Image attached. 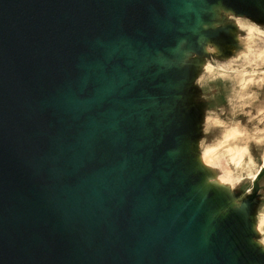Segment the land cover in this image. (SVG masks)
Returning <instances> with one entry per match:
<instances>
[{
  "label": "water",
  "instance_id": "water-1",
  "mask_svg": "<svg viewBox=\"0 0 264 264\" xmlns=\"http://www.w3.org/2000/svg\"><path fill=\"white\" fill-rule=\"evenodd\" d=\"M0 264H264V0H0Z\"/></svg>",
  "mask_w": 264,
  "mask_h": 264
}]
</instances>
